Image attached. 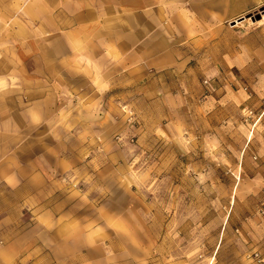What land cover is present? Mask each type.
I'll use <instances>...</instances> for the list:
<instances>
[{
  "label": "rangeland",
  "instance_id": "obj_1",
  "mask_svg": "<svg viewBox=\"0 0 264 264\" xmlns=\"http://www.w3.org/2000/svg\"><path fill=\"white\" fill-rule=\"evenodd\" d=\"M68 1L0 0V217L77 264H264V5L196 34L171 0L123 76Z\"/></svg>",
  "mask_w": 264,
  "mask_h": 264
},
{
  "label": "crops",
  "instance_id": "obj_2",
  "mask_svg": "<svg viewBox=\"0 0 264 264\" xmlns=\"http://www.w3.org/2000/svg\"><path fill=\"white\" fill-rule=\"evenodd\" d=\"M237 0H190L186 12L194 13V18L186 24L187 28L196 30V34L204 30L217 28L219 23L233 22L236 19L235 2ZM255 4L243 8L242 17L262 5L264 0H255ZM69 20L64 27L75 30L106 31L102 36L103 44L113 47V59L107 54L103 61L107 65H116L125 72L132 70L140 60V46L145 47L142 57H155V49L149 51L148 46L155 37L157 29L169 26L166 15L172 11L171 0H70L67 2ZM74 8L73 10H71ZM184 10V9H183ZM149 63L145 67H149ZM28 215L12 218L9 215L0 217V264H77L70 255L75 248L70 239L71 230L56 229L57 241L39 234L36 223L32 228L12 226V222L21 221ZM36 222V218L30 216ZM70 220V219H69ZM67 254V255H63ZM79 264H92L80 262ZM94 264H106L103 260Z\"/></svg>",
  "mask_w": 264,
  "mask_h": 264
},
{
  "label": "built area",
  "instance_id": "obj_3",
  "mask_svg": "<svg viewBox=\"0 0 264 264\" xmlns=\"http://www.w3.org/2000/svg\"><path fill=\"white\" fill-rule=\"evenodd\" d=\"M244 116L246 118V122L249 127L256 126V114L254 110L250 109L249 107H246L244 109Z\"/></svg>",
  "mask_w": 264,
  "mask_h": 264
},
{
  "label": "water",
  "instance_id": "obj_4",
  "mask_svg": "<svg viewBox=\"0 0 264 264\" xmlns=\"http://www.w3.org/2000/svg\"><path fill=\"white\" fill-rule=\"evenodd\" d=\"M263 11H264V10H263ZM249 17H250V16H248V18H249ZM245 19H246L245 17H241V18L238 19V22H243ZM231 24H232V26H236V25H237V21H233Z\"/></svg>",
  "mask_w": 264,
  "mask_h": 264
},
{
  "label": "bare ground",
  "instance_id": "obj_5",
  "mask_svg": "<svg viewBox=\"0 0 264 264\" xmlns=\"http://www.w3.org/2000/svg\"><path fill=\"white\" fill-rule=\"evenodd\" d=\"M237 23H240V22L237 21Z\"/></svg>",
  "mask_w": 264,
  "mask_h": 264
}]
</instances>
